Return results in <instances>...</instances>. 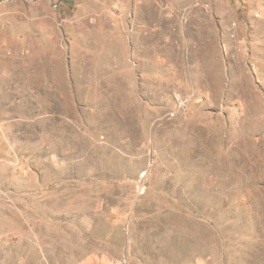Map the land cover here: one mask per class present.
Returning <instances> with one entry per match:
<instances>
[{
    "label": "rangeland",
    "instance_id": "obj_1",
    "mask_svg": "<svg viewBox=\"0 0 264 264\" xmlns=\"http://www.w3.org/2000/svg\"><path fill=\"white\" fill-rule=\"evenodd\" d=\"M0 264H264V0H0Z\"/></svg>",
    "mask_w": 264,
    "mask_h": 264
}]
</instances>
